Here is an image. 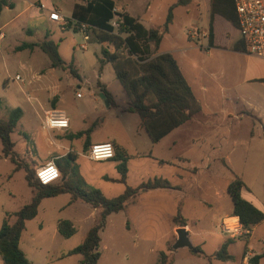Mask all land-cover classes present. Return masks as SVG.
Returning <instances> with one entry per match:
<instances>
[{
    "label": "rangeland",
    "instance_id": "1",
    "mask_svg": "<svg viewBox=\"0 0 264 264\" xmlns=\"http://www.w3.org/2000/svg\"><path fill=\"white\" fill-rule=\"evenodd\" d=\"M37 1L6 0L7 6H3L0 11V37L4 34L0 38V99L3 102L0 118L7 119L10 111L16 108L24 113L12 134L16 156L30 165L31 170H35L48 156L66 153V148L72 146L77 158L71 167L77 169L88 185L109 199L121 195L127 185L138 187L156 176H164L171 184L177 185L180 180L176 175L182 174L189 188L184 195L182 214L190 227L198 226L191 240L195 244L198 239H202L208 249L215 250L216 244L226 237L218 228V218L232 205L228 189L235 176L243 179L245 186L252 188L264 202V143L253 145L250 161L246 146L233 148L234 140L246 142L249 139L248 133L252 126L248 118L235 123L233 129L236 130L239 125L240 128L233 132L231 138L227 131L229 124L221 121L227 117V113L222 115L218 111L220 99L232 98L234 95L221 91L210 76L209 72H213L216 67L213 59L215 52L207 55L206 41H203V45L190 40L186 34L190 18L183 8L178 9L172 32L162 43L161 50H175L174 56L200 98H203L199 93L200 86H207V101L201 104L203 111L195 117L194 125L182 126L154 144L146 129L140 126L138 114L126 110L130 105L129 99L117 81L112 65L101 64L102 45L96 41L93 32L89 31L90 38L86 40L88 32L74 25L61 29L50 23L45 17L39 16L36 9L29 8L30 3ZM39 1L59 8L63 15L69 17L76 5L85 4L81 0ZM144 1L138 0L137 4L140 6ZM149 1L154 16L150 18L148 14L143 17L145 25H163L168 8L175 0ZM128 2L132 3L133 0ZM132 7L135 9L136 5L133 3ZM27 30L34 33L27 34ZM47 32L59 45L60 56L79 77L73 76L69 68L53 70L48 56L40 47L34 50L16 49L24 42L41 43ZM83 45L86 46L85 50ZM188 47L190 49L187 51H178ZM17 75L21 76L20 81L15 79ZM99 83L106 84L118 96L119 107L106 106L100 97ZM57 101L58 108L68 113L72 124L68 132L49 133L41 128L43 109L44 106L53 108ZM215 112H219L218 116H215ZM220 126L222 128H217ZM90 128L92 142L115 139L130 155L126 184L119 182L121 175L117 168L118 161H92L86 157L88 152L84 153L86 136L72 140L68 138L70 133L76 135ZM255 131L259 132L258 127ZM57 145L64 149H58ZM152 157L172 164L161 165ZM179 157L189 158L190 164L178 162ZM208 157L212 158L211 169L202 170L203 159ZM198 168L202 170L200 174ZM14 169L15 164L9 159H0V230L6 214L19 211L34 196V190L26 180V170ZM167 195L166 190L140 193L135 202L128 203L124 210L109 216L100 234L101 258L98 264H157L162 252L172 258L175 243L172 217L178 209ZM101 212V209L81 200L72 202V194L44 198L36 218L26 222L21 247L32 264H77L81 255L65 258L63 255L83 242ZM14 220L12 217L11 222ZM63 221L72 222L75 228L76 232L70 238L58 232V225ZM210 231H213L212 237L208 234ZM260 235H264V226L257 233L258 239ZM236 242L243 249L246 238H239ZM179 251L191 252L188 248ZM215 264L224 263L217 261Z\"/></svg>",
    "mask_w": 264,
    "mask_h": 264
},
{
    "label": "trees",
    "instance_id": "2",
    "mask_svg": "<svg viewBox=\"0 0 264 264\" xmlns=\"http://www.w3.org/2000/svg\"><path fill=\"white\" fill-rule=\"evenodd\" d=\"M81 1L85 4L76 5L72 18L92 27L91 31L95 35L96 41L102 45L101 64L112 65L116 79L129 98L130 105L127 110L138 114L141 121L140 126L146 129L152 143H159L174 130L190 122L202 112V105L196 98L176 58L171 53H159L163 38L169 33L173 23L175 9L188 5L191 0H178L174 3L168 10L165 23L159 28L146 29L136 18L128 13H123V24L117 30L111 25L116 15L114 0ZM3 6H7L6 0H0V11ZM217 13L226 17L235 28L230 48L246 52L234 0H211L210 45L213 46V18ZM35 47H40L48 56L52 68L62 70L69 68L73 76L79 77L71 65H67L60 56L59 45L49 39V35H46L39 44L24 43L16 49L18 51L34 50ZM99 88L109 101V106L116 107V101L107 87L103 83H99ZM2 105L3 102L0 99V108ZM22 115V110L16 108L10 111L7 119L0 118V140L2 143L0 159H9L15 164V171L22 168L26 170V180L34 190V196L19 211L6 214L0 230V264H32L21 247L26 222L36 218L44 198L62 194H72V202L81 200L102 210L99 219L89 229L83 242L68 254L63 255V258L77 254L82 256L77 264H98L101 258L100 234L107 224L108 217L124 210L126 205L132 202L138 194L155 189H171L172 185L164 178L155 177L143 182L138 187L127 185L121 195L109 199L102 192L88 185L78 174L77 169L71 167V163L75 162L77 158L75 153H68L65 157L55 161L61 171L60 182L42 185L36 179V170H31L30 165L21 161L14 151L15 143L12 140V134ZM91 132L90 128L76 135H69L68 138L72 140L86 136L84 153H87L91 146ZM111 143L115 149V157L112 160L119 162L117 166L121 175L119 182L126 184L129 172L128 161L131 157L124 147L114 142ZM244 188L243 179L235 176L228 193L233 203V216H237L243 227L249 230L252 226L264 221V212L243 197ZM12 217L15 218L13 222H11ZM172 221L175 226H187V220L181 210H178ZM58 232L65 238H70L76 231L72 222L63 221L58 225ZM191 253L204 257L209 264H212L213 259L224 262L232 260L226 244L211 256L206 255L200 246H195V251H191ZM262 256L264 253L257 258ZM157 264H172V258L162 252Z\"/></svg>",
    "mask_w": 264,
    "mask_h": 264
},
{
    "label": "crops",
    "instance_id": "3",
    "mask_svg": "<svg viewBox=\"0 0 264 264\" xmlns=\"http://www.w3.org/2000/svg\"><path fill=\"white\" fill-rule=\"evenodd\" d=\"M137 1L138 0H136V2H134V0H133V2L130 3V2H128V0H114L115 6H116L115 8L118 10L119 13H128L130 16L136 18L141 24H143L145 26L146 29H153V28L155 29V28L161 27L162 25L161 26H149V27H147L145 25L146 21L143 20V17H145L148 14H149L150 18H152L154 16L153 11H152V7H151V2L149 0H145L144 3H141V5L139 6L137 4L138 3ZM177 1L178 0H175L174 3H176ZM133 3L136 5L135 9H133V7H132ZM174 3H172L171 6ZM140 7L142 9H140ZM29 8L36 9L38 11L39 16L45 17L50 23L60 27L59 25H57V24H55L49 20L50 10L56 9L59 11L60 14H62L61 10L59 8L51 7L49 4H47V2L39 1V0L37 2L30 3ZM169 8H168V10H169ZM180 8H183L185 11V14L190 18L189 28H186V34L190 38V40L195 41L196 43L198 42L199 44H203V41H206L207 47H205V49L207 50V53H206L207 55L212 54L211 52H215V53H213V54H215L213 59L216 63V67L213 69L214 70L213 72H209L210 76L219 85V87L221 88V91L227 92L230 95H234V97H232V98L225 97L223 99H220V106H218V107H220L218 111L222 115L225 112L227 113V117L225 119L222 118L221 121H225L226 123L229 124L227 131L230 132L231 138L233 137V135H232L233 132L236 130L238 131V129L240 128V125H239L236 127V130L233 129L234 128L233 125H235V123L242 122V120L246 119V118H248L251 122L252 128H251V131L248 133L249 139L246 140V142L237 141V140L233 141V148L238 147L239 145L246 146V153L248 155V161H250V159H251L250 153H251V150H253V145L258 144V143H260V144L264 143V59L251 56L247 52H240V51L232 50L230 48V45L232 42L233 35L235 33V28L233 27L232 23L226 17H224L223 15L218 14V13L215 14L214 18H213V20H214V23H213L214 24V31H213L214 38H213V46L210 45L209 32H210V24H211V18H212L211 17V0H191V2L186 6L177 7L174 11V20L176 18V11ZM64 16L69 17L66 15H64ZM174 20H173L172 25L174 24ZM172 25L170 26L169 33L164 36L162 43L164 42L166 37L171 34ZM28 32H29V34L34 33L33 31H30V30H27V34H28ZM204 34H207L206 37H202ZM46 35H49V33L47 32L45 34V37H46ZM3 36H4V34H3ZM49 39H51L50 36H49ZM24 43H33V42H24ZM24 43H22V44H24ZM162 43H161L160 48H159V53L160 54L171 53L174 56V51H175L174 49L161 50ZM19 46H21V45H19ZM189 49L190 48L188 47V48L180 49L178 51H187ZM177 62H178V60H177ZM178 64H179V62H178ZM179 66H180V64H179ZM180 68H181V66H180ZM52 69L55 70V68H52ZM181 70H182V68H181ZM104 85L106 86V84H104ZM190 86H191V84H190ZM107 89H108V87H107ZM192 90H193L196 98L198 99V101L202 105H204V101L205 102L207 101L206 100L207 94H208L207 86L203 85V86H200V88H199V93H201L203 98H200L198 96V94L195 92L193 87H192ZM112 95L116 101V104H117L116 107H119L118 96L114 95L113 93H112ZM57 102L58 103L56 104V106H54L51 109L44 106V109H43L44 117H43V119H41V128H42V122L45 118L46 112L62 111L66 114V116L69 118V121H70L69 128L67 130H64V132H68L71 128L72 120L70 119L68 113L65 110L58 108L59 101H57ZM129 103H130V101H129ZM218 113L215 112V116H218L217 115ZM200 114L201 113H199L198 115H200ZM23 115H24V113H23ZM23 115H22V117H23ZM195 117L190 122L184 124L183 126H187L188 124H189L188 126L194 125L195 124V122H194ZM181 127L174 130L172 133L179 130ZM257 127H258L259 132L255 131V128H257ZM217 128H222V126L217 127ZM45 131H47V130H45ZM47 132L53 133V132H63V131L52 130V131H47ZM172 133H170V134H172ZM69 135H72V133H70ZM234 135H236V134H234ZM168 136H166L165 138H167ZM103 142H114V143L121 145V143H119L115 139L103 141ZM90 143L92 145V144H95L98 142H92L91 136H90ZM57 147H58V149L59 148L64 149L61 145H57ZM70 147L71 148H68V149L66 148V153L52 154V155L48 156L47 158L42 160L41 164L39 166H37V168L35 170H37L38 168L43 166L45 163L50 162V161H48L49 160L48 158H51L52 161L55 162L57 159L65 157L68 153H77L72 149V146H70ZM122 147H124V146H122ZM4 159H6V158H4ZM153 159L156 160L157 162H159V164H161V165H166V164L170 163V162L167 163L168 161H165V160H158L155 158H153ZM222 160L225 161L224 158ZM182 161H183V163L188 162L190 164L189 158L179 157L178 162H182ZM211 162H212L211 157L203 159L202 164H204V165L201 169L202 170H210L211 169ZM170 164H172V163H170ZM173 166L181 168V166L176 165V164H174ZM201 169L198 168L199 174H200V171H202ZM195 175H198V174H195ZM156 177H159V176H156ZM160 177L166 179L164 176H160ZM176 177H177V179L180 180V182L177 185H173L170 183L172 185L171 189H155V190H151L148 192H157L158 193V192L166 190L167 194H168L167 196L171 197V199L174 201L177 209L181 210V212H183L184 195H185L186 191L189 190V188L186 187L185 182H184V176L182 174L178 173L176 175ZM166 180H168V179H166ZM144 193H147V192H144ZM242 195L244 198H246L247 200L252 202L259 210L264 212V202H261V200L255 194V192L253 191L252 188L245 186V188L242 191ZM133 201L135 202L136 198H134ZM232 209H233V203H232L230 209L226 213H220V218H218V221H219L218 228H219V230H221L223 236H226V237H223L220 240V243L216 244L215 250L208 249L206 242L202 239H198L197 243H195V244L192 242L191 235L193 234L194 230H196V227H198V226H196L195 228L190 227V224H189L187 218H185L187 220V226H185L183 228H185L186 231L188 232V236H189L192 244L194 245V247L200 246L206 255H209V256L214 255L223 245L226 244L228 246V253H229V255L232 256V260L228 261V262H224V261H221L218 259H213L212 264H215V262H217V261H221L224 264H264V256L257 258L264 253V235H260V237H261L260 239L257 238L258 237L257 233L259 232L260 228L262 226H264V221L256 224L255 226H252L249 230L245 229L244 235L234 236L233 234L224 232L222 230L223 222H231V223L233 222L234 223L235 219H233V218H238L237 216H233ZM174 216L172 217V219L174 218ZM199 223H201V221H199ZM178 228H182V227L174 225V228H173V230H174L173 234L175 235L174 242H176V240H177L176 230ZM212 232L213 231H210L208 233L210 237H212V235H211ZM230 236H232V237H230ZM239 238H246V245L243 249L242 248L240 249L239 245L236 242V240ZM179 250H181V249L172 250V252H173L172 264H209L208 260L205 259L204 257L193 255L191 252H183V251H179ZM178 252H180V253H178Z\"/></svg>",
    "mask_w": 264,
    "mask_h": 264
},
{
    "label": "built area",
    "instance_id": "4",
    "mask_svg": "<svg viewBox=\"0 0 264 264\" xmlns=\"http://www.w3.org/2000/svg\"><path fill=\"white\" fill-rule=\"evenodd\" d=\"M234 6L238 17L240 32L245 42L246 52L251 56L264 59V0H234ZM114 12L116 13V15L115 18L112 20L111 25L115 28V30H117L123 24L124 19L122 17L123 13H119L116 8L114 9ZM49 20L59 25L61 29L67 28L69 25H74L83 32H88V34L85 35V39L89 40V31L92 29V27L89 24L84 22H79L78 20L72 17H65L64 15L60 14L59 11L56 9L50 10ZM206 35L207 34H204L202 37H206ZM1 37H3V34H1ZM82 48L85 50L86 46L83 45ZM15 79L17 81H20L21 76L17 75ZM77 96L79 97L80 94H78ZM69 126H70L69 118L66 116L64 112L51 111L45 113V118L42 122V128L44 130L64 131L67 130ZM109 144L112 146L114 154L107 158L97 159L93 154L94 148L99 147L101 149V152L98 153L97 155L103 156V146ZM86 157L92 161H98V162L109 161L114 159L115 149L111 142H98L90 146V149ZM48 164L49 162L44 164L38 169L45 168ZM36 179L41 183L40 179L37 178V170H36ZM60 179H61V175L59 179L54 180L49 184H43V183L41 184L42 185L55 184L58 181H60ZM233 219H235L234 223L223 222L222 230L224 232L231 233L234 236L244 235L245 228L240 222V219L238 218H233Z\"/></svg>",
    "mask_w": 264,
    "mask_h": 264
},
{
    "label": "clouds",
    "instance_id": "5",
    "mask_svg": "<svg viewBox=\"0 0 264 264\" xmlns=\"http://www.w3.org/2000/svg\"><path fill=\"white\" fill-rule=\"evenodd\" d=\"M100 152L101 149L99 147L94 148L93 154L97 159L107 158L114 154L110 144L103 146V156L97 155ZM60 175L61 173L53 161H50L45 168L37 169V178L40 179L43 184H49L54 180L59 179Z\"/></svg>",
    "mask_w": 264,
    "mask_h": 264
},
{
    "label": "water",
    "instance_id": "6",
    "mask_svg": "<svg viewBox=\"0 0 264 264\" xmlns=\"http://www.w3.org/2000/svg\"><path fill=\"white\" fill-rule=\"evenodd\" d=\"M101 99H103L105 101V104L107 107H109V101L106 99L104 94H100ZM176 234H177V240L174 243L172 250H178L181 248H188L191 251H195V247L192 244L189 236H188V232L186 231L185 228H178L176 230Z\"/></svg>",
    "mask_w": 264,
    "mask_h": 264
}]
</instances>
